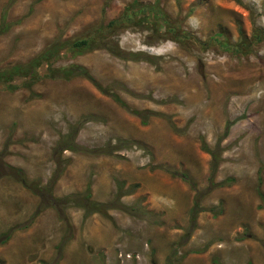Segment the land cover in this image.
Here are the masks:
<instances>
[{
    "label": "rangeland",
    "instance_id": "obj_1",
    "mask_svg": "<svg viewBox=\"0 0 264 264\" xmlns=\"http://www.w3.org/2000/svg\"><path fill=\"white\" fill-rule=\"evenodd\" d=\"M133 1L155 2L0 0V22L10 23L0 70L94 34ZM158 4L172 32L132 25L108 33L152 63L102 48L73 56L67 46L52 65L84 66L130 109L166 114L175 128L157 116L142 124L81 77L42 76L28 88L17 78L13 91L0 83V264H264L256 191L259 180L264 193V0ZM200 137L220 154L215 180L230 182L204 194L190 228L194 190L168 171L206 189L210 156ZM69 141L81 149H64ZM103 147L112 154L97 152ZM16 171L48 192L26 188ZM116 180L132 191L120 202L138 214L105 208ZM88 184L105 209L85 217L77 200Z\"/></svg>",
    "mask_w": 264,
    "mask_h": 264
},
{
    "label": "trees",
    "instance_id": "obj_2",
    "mask_svg": "<svg viewBox=\"0 0 264 264\" xmlns=\"http://www.w3.org/2000/svg\"><path fill=\"white\" fill-rule=\"evenodd\" d=\"M11 1V0H10ZM40 0H34V2H38ZM138 7V8H137ZM10 23L5 21V17H2L0 22V35L5 33ZM139 26L141 28L158 31V27L163 26V30L165 32H172L174 29L169 23H167L166 14L162 11L159 7L158 0H155L153 4L149 5H140L137 1H133L128 6L124 8V11L115 19L110 20L103 28L99 30H95L94 34H89L87 36H83L77 39H73L71 41L61 42L55 41L52 42L48 47H46L43 51H41L38 55L31 58L29 61L23 64H15L9 68L0 70V83L5 84L4 86L8 90H15L18 88V83H13L17 78H26V81H21L20 85L22 87H30L33 84V81L37 80L40 77H46L49 79L54 80H62V81H70L74 78H83L89 81L100 93L105 94L120 107L127 110L131 114L138 116L140 118V122L142 124H147L149 122L150 117H162L170 124L172 128H175L171 117L154 111H142L137 109H130L126 102L117 94L112 92L109 88L102 86L94 76L89 72L87 68L79 64H68L63 66H53L52 60L55 61L56 58L60 55L62 49L69 46L70 53L73 56L82 54L84 52L94 50L96 48L105 49L108 53L113 55L114 57L123 59V60H146L150 63L152 61L149 60L150 55L144 54L140 52H133V51H125L123 50L118 41L115 39L117 36H108L112 30L127 27V26ZM264 35V33H263ZM222 48L224 50H233L236 51L235 45H231L227 42L222 43ZM142 55L143 57H140ZM42 69L43 73H40ZM78 126L74 127V130L77 131ZM126 142V141H124ZM129 141H127V144ZM130 145H125L127 147ZM200 148L208 153L210 156L209 166H208V176H207V183L208 186L206 189L201 193V190L197 189L196 184L189 178V176L184 172L176 173L175 171H168L172 175H178L183 181H185L192 190H194V197L192 201V206L189 211V227L193 228L196 222L197 215L200 211H202L201 207V199L206 192H209L217 187L225 186L229 184V179L223 181H216L215 176L219 167L220 163V154L213 149L209 148L203 137H200ZM64 149L77 151L81 149L77 145L72 144L70 141L67 142V145ZM97 152L103 154H112L111 151H108L103 148L96 149ZM107 150V151H106ZM84 152H88L86 148L83 149ZM93 152V151H91ZM18 180L28 189L33 191H43L45 190L48 192L47 187L45 186L44 189L37 186L36 183L32 181H28L25 177L21 174L20 171H16ZM116 189L113 195V200L110 201L109 204L106 205L107 208H117L129 215H136L140 211V208L136 206L126 205L120 202V198L126 194H130L132 191L128 188H124L123 183L120 181H115ZM208 190V191H207ZM256 191L259 199L264 203V193L261 191L260 182L258 180ZM77 206L82 208L84 211V216L87 217L91 213L94 212H104V207L100 204L92 202L90 200V187L89 184L86 185L84 190L83 199L78 201ZM117 204V205H116ZM214 211L215 214L221 213L222 209L220 204L215 207V209H211ZM167 264H170L169 262Z\"/></svg>",
    "mask_w": 264,
    "mask_h": 264
}]
</instances>
